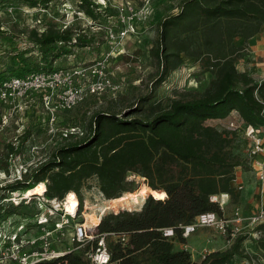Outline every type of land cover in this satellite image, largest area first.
<instances>
[{
	"label": "trees",
	"instance_id": "16d2710c",
	"mask_svg": "<svg viewBox=\"0 0 264 264\" xmlns=\"http://www.w3.org/2000/svg\"><path fill=\"white\" fill-rule=\"evenodd\" d=\"M21 1L45 8L51 0ZM76 6L98 23L97 30L73 24L63 29H31L26 39L32 49L13 54L0 70V80L59 67L57 61L73 55L74 48L102 46L108 17L116 15V10L96 0H76ZM155 25L157 37L151 51L159 63L157 82L176 69L182 57L192 58L211 74L204 92L168 106L145 105L146 99L141 98L122 112L97 111L86 129L69 134L25 179L5 184L0 191H25L43 182L44 200L62 201L73 192L78 200L77 219L82 190L89 189L90 179L96 180L103 198L111 200L134 190L127 179L132 174L143 179L138 195L150 191L140 209L108 212L95 226L94 234L104 236L111 263L230 264L250 258L242 247L246 235H237L223 251L206 253L199 263L191 260L186 248L176 249L175 242L186 243L181 225L197 215L221 214L212 196L228 194L232 202L238 201L239 192L231 182L237 167H249L248 157L231 148L239 134L236 130L220 129L210 121L234 119L236 114L245 126L264 129V79L237 69L247 54V40L264 25V0H180L177 12L161 17ZM27 135L25 131L22 139ZM13 149L11 145L10 153ZM4 198L0 196V222L16 215L32 223L39 210L31 208L30 200L14 203ZM165 228H171L173 235L164 236ZM255 231L260 235L253 242L264 255V223ZM77 245L38 264H89L86 254L96 246V239Z\"/></svg>",
	"mask_w": 264,
	"mask_h": 264
},
{
	"label": "rangeland",
	"instance_id": "374dc122",
	"mask_svg": "<svg viewBox=\"0 0 264 264\" xmlns=\"http://www.w3.org/2000/svg\"><path fill=\"white\" fill-rule=\"evenodd\" d=\"M108 1L109 6L114 9L113 6L119 2V0H96L102 6L107 5ZM179 2L180 0H139L135 3L137 6H144L146 20L137 25L135 33L128 36L121 47L108 59L107 65L114 84L111 91L91 97L70 111H57L53 118L36 99L12 111L6 108L0 109V187L16 179H25L33 168L46 160L64 141V138L69 136L67 134L69 128L75 127L78 132L86 129L91 116L97 111L122 112L141 98L146 99L145 105L159 103L162 106H168L173 101L198 97L204 92L211 74L203 72L192 58L182 57L178 67L170 71L163 81L157 82L159 63L151 51L157 37L155 23L161 17L176 13ZM107 21L111 26L117 22L114 17H108ZM71 24L78 28H90L92 31L98 28L97 22L78 11L76 0H51L45 8L30 7L21 0H0V70H3L13 54L20 50L32 49L26 39L31 29L42 31L49 26L63 29ZM102 51L105 53L107 49L101 46L89 49L74 48L72 56L62 57L57 64L65 66L68 63L87 60L86 58L90 59ZM234 118L237 121V116ZM229 121L230 119H224L210 121V123L212 122L220 129H230ZM262 130L264 134V129ZM25 131L28 135L22 139L21 135ZM64 133L67 136L63 135ZM235 138L231 148L243 157H248L246 135L239 133ZM11 145L14 147L12 153H10ZM2 166L5 168L2 169ZM240 168L246 171L249 169L248 166ZM127 179L133 182L131 187L134 190L111 200L104 199L98 190L96 180L90 179L89 189L82 190V212L77 219L66 223L60 236L61 241H53V245L62 249L67 246L72 227L76 222L84 223L90 228L89 232H95L93 225H96L100 220L99 217L104 214L123 209H140L150 191L144 195H138L140 191H143V179L132 174L128 175ZM26 192V190H17L11 194L1 190L0 196L5 197L3 199L5 202L9 201L11 196L15 197L16 202L23 197H28L27 200L32 203L31 208L35 206V209L42 210V217L47 218L46 226L49 227L64 220V217H67L65 213L70 214L65 210L68 195L62 201H46L45 204H40L45 202L41 197L42 194L28 195ZM73 195L78 204L77 196L74 193ZM230 202L235 203L231 201V198ZM49 209L54 213L50 214ZM224 209L228 212L231 205H224ZM71 214H75V211ZM31 222L29 223L28 218L24 216L13 215L2 225V231L6 234L13 231L18 224L23 223L27 230L26 237L33 238L38 235V232L34 219ZM241 235L247 236L242 243L244 251L251 254L255 264H264V255L257 250L253 242L260 233L255 230H246ZM234 238L235 236L220 235L213 229L202 228L188 236L185 244L175 242V248H186L191 254V260L199 263L206 253L228 248ZM238 260L240 259H236Z\"/></svg>",
	"mask_w": 264,
	"mask_h": 264
},
{
	"label": "built area",
	"instance_id": "2783aa9c",
	"mask_svg": "<svg viewBox=\"0 0 264 264\" xmlns=\"http://www.w3.org/2000/svg\"><path fill=\"white\" fill-rule=\"evenodd\" d=\"M138 1L119 0L118 4L113 6L115 7L116 15L110 17H114L117 22L112 26L109 24L106 29L105 43L101 46L107 49L105 53L104 51L98 52L97 55L90 59L86 58L87 60L68 63L65 66L55 67L47 71H32L24 76H9L1 79L0 109L6 108L12 111L21 107L24 103L36 99L53 118L54 113L57 111H69L93 96L111 91L114 84L107 65L108 59L111 58L115 50L121 47L128 36L135 33L137 25L146 20L144 6L135 5ZM107 5H110L109 1ZM228 127L246 135L248 161H251L255 167L254 171L257 180L263 182V130L245 126L238 120L236 121L235 118L230 119ZM67 132V134L78 133V130L75 127H71ZM66 133L63 135L67 136ZM11 194H14V192H11ZM9 200L18 203L13 196ZM211 200L219 203L221 214L214 211L203 212L197 215L190 223L181 225L184 238L202 228L213 229L220 235L236 237L246 230L253 231L258 225L264 223V205L249 214H245L239 206H234L227 213L224 209L226 202L222 203L218 200V196H212ZM46 201L57 202L55 199H45V202L40 204H45ZM49 212L50 214L54 213L51 210ZM76 213L77 206L75 214L65 213L67 217L62 216V218H65L64 220L56 222L52 227H49L46 226L47 218H43L42 210H39L33 218L36 222L38 235L33 238L26 237L27 230L23 223L18 224L13 231L5 234L2 231V225L7 219L1 221L0 264H38L62 255L73 248L72 246L75 243L79 247L93 239H96V246L91 248L86 254L89 264H113L110 262V253L106 247L104 236L89 232L90 228L82 222L74 223L67 246L62 249L58 248L57 245H53V241H61L60 236L64 225L69 223L70 220H74ZM163 235L170 237L173 235V230L165 228L163 229ZM124 239V237H121V240ZM238 264H255V261L251 256L250 258L238 260Z\"/></svg>",
	"mask_w": 264,
	"mask_h": 264
},
{
	"label": "crops",
	"instance_id": "0c3cea01",
	"mask_svg": "<svg viewBox=\"0 0 264 264\" xmlns=\"http://www.w3.org/2000/svg\"><path fill=\"white\" fill-rule=\"evenodd\" d=\"M238 43H241V41L239 40ZM237 69L248 72V74L258 80L264 79V25L258 34L247 40V55L238 62ZM233 116L235 117L236 114ZM248 165L249 169L247 171L237 167L235 169V179L231 182V185L239 192L237 203L232 204L228 194H226L227 199L225 200V206L230 204L231 209L234 206H239L245 214L255 211L262 206L261 204H264V181L260 182L257 180L254 171L255 167L251 161L248 162ZM229 211L225 212L229 213ZM95 226L93 225V227ZM236 263L238 261L233 260L230 264Z\"/></svg>",
	"mask_w": 264,
	"mask_h": 264
},
{
	"label": "bare ground",
	"instance_id": "6f19581e",
	"mask_svg": "<svg viewBox=\"0 0 264 264\" xmlns=\"http://www.w3.org/2000/svg\"><path fill=\"white\" fill-rule=\"evenodd\" d=\"M44 189H45V184L43 182H40L34 188L26 190L27 191L26 193L28 195L29 194H42ZM226 199H227L226 194L218 195V200H220L222 203L226 202L225 201ZM76 206H77L76 199H75L73 193L69 192V194L66 198V202H65L66 212H69L70 214L73 213L75 211Z\"/></svg>",
	"mask_w": 264,
	"mask_h": 264
},
{
	"label": "water",
	"instance_id": "95a60500",
	"mask_svg": "<svg viewBox=\"0 0 264 264\" xmlns=\"http://www.w3.org/2000/svg\"><path fill=\"white\" fill-rule=\"evenodd\" d=\"M152 195V194H151Z\"/></svg>",
	"mask_w": 264,
	"mask_h": 264
}]
</instances>
